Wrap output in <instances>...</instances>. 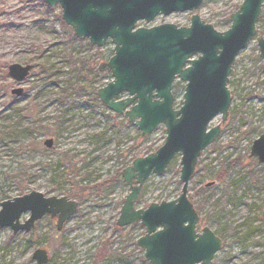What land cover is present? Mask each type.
I'll return each instance as SVG.
<instances>
[{
	"label": "rangeland",
	"instance_id": "rangeland-1",
	"mask_svg": "<svg viewBox=\"0 0 264 264\" xmlns=\"http://www.w3.org/2000/svg\"><path fill=\"white\" fill-rule=\"evenodd\" d=\"M241 2L203 0L195 14L223 32L229 27L225 20ZM192 14L174 13L154 23L186 27ZM59 18L60 6L50 8L45 0H0V204L37 191L75 200L78 209L61 231L50 216L29 232L13 235L10 228H1L0 264H35L31 256L36 249L47 252L46 264H148L135 244L144 228L115 225L129 193L121 171L159 148L165 128L159 125L141 138L133 124L105 109L95 92L111 77H96L93 69L108 61L113 44L107 41L99 49L79 40ZM256 29L264 36V5ZM12 64L31 66L22 82L9 77ZM262 64L253 39L231 70L228 118L202 152L189 183L188 196L202 226L223 241L212 264H264V165L249 157L252 142L264 134ZM16 89L22 90L19 97L12 94ZM183 92L184 83L176 81V108ZM220 119L214 118L209 128ZM47 139L53 140L50 149L44 147ZM173 160L177 166L144 182L137 209L178 196L179 156ZM72 181L86 189L76 199ZM208 183L213 184L206 187ZM28 216L22 214L20 222Z\"/></svg>",
	"mask_w": 264,
	"mask_h": 264
},
{
	"label": "water",
	"instance_id": "water-1",
	"mask_svg": "<svg viewBox=\"0 0 264 264\" xmlns=\"http://www.w3.org/2000/svg\"><path fill=\"white\" fill-rule=\"evenodd\" d=\"M50 8L59 4L61 18L77 39L102 48L108 40L113 55L99 64V71H108L112 80L96 91L105 108L123 115L140 132L150 135L159 125L165 128V141L155 152L137 157L121 172L129 193L120 208L116 226L139 224L144 235L135 242L148 264H212L221 249L222 240L209 228L197 232L200 218L188 198V186L196 173L202 151L219 136L228 118L231 95L229 76L239 53L255 38L259 57L263 60L264 36L257 35L264 0H242L238 9L228 16L229 28L216 31L198 14L189 18L187 27L164 23L150 24L159 16L195 12L203 0H45ZM30 65L12 64L9 77L22 82ZM185 84L183 101L174 108L172 85ZM264 87V77L260 81ZM18 97L21 89L12 91ZM126 94L124 99H116ZM217 116L218 125L208 127ZM52 146V140L44 142ZM179 156V195L171 201L151 203L136 209L140 190L151 176L165 173L171 160ZM249 157L264 164V134L252 142ZM208 184L207 186H211ZM77 202L66 197H45L31 191L0 204V229L10 228L12 234L29 232L34 223L49 215L57 217L60 231L77 211ZM29 213L23 223L22 214ZM35 264L48 262L47 252L32 253Z\"/></svg>",
	"mask_w": 264,
	"mask_h": 264
},
{
	"label": "trees",
	"instance_id": "trees-1",
	"mask_svg": "<svg viewBox=\"0 0 264 264\" xmlns=\"http://www.w3.org/2000/svg\"><path fill=\"white\" fill-rule=\"evenodd\" d=\"M237 8H238V6H237ZM47 10H49V8H47ZM59 20H60V18H59ZM226 21V23H228V20L226 19L225 20ZM60 22H61V20H60ZM61 24L63 25V26H65L64 25V23L63 22H61ZM139 25H143V24H139ZM69 33L71 34V31L69 30ZM72 61V59H70V62ZM73 61H74V59H73ZM72 63H74V62H72ZM93 72H94V74H95V76L96 77H105V76H108V73H99L98 72V69H96L95 70V68L93 69ZM82 74V72H81V70H80V72H79V75H81ZM101 74V75H100ZM174 87V86H173ZM114 116L115 117H117L118 115H116V114H114ZM63 157L65 158L66 156H65V154H63ZM199 163H200V161H199ZM173 166H177V164L175 163V161L174 160H172V162L169 164V167H173ZM230 166H227V168H226V170L229 168ZM221 175H220V172L218 173V176L216 175V177L217 178H219ZM80 181H72V186H73V193H72V198L73 199H76V198H79L80 196L79 195H83L84 194V192H86V189L85 188H81L80 187ZM79 196V197H78ZM191 199V198H190ZM196 208V210H197V207H195ZM214 213V215H217L218 214V212H213Z\"/></svg>",
	"mask_w": 264,
	"mask_h": 264
},
{
	"label": "flooded vegetation",
	"instance_id": "flooded-vegetation-1",
	"mask_svg": "<svg viewBox=\"0 0 264 264\" xmlns=\"http://www.w3.org/2000/svg\"><path fill=\"white\" fill-rule=\"evenodd\" d=\"M201 227H202V223H199L198 228H201Z\"/></svg>",
	"mask_w": 264,
	"mask_h": 264
}]
</instances>
